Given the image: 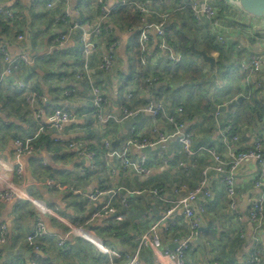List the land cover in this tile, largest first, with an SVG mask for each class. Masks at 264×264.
I'll use <instances>...</instances> for the list:
<instances>
[{
	"label": "crops",
	"instance_id": "obj_1",
	"mask_svg": "<svg viewBox=\"0 0 264 264\" xmlns=\"http://www.w3.org/2000/svg\"><path fill=\"white\" fill-rule=\"evenodd\" d=\"M120 1L52 0L54 6L48 8V0H0V8L16 10L13 19L0 16V77L3 76L0 80V193L12 190L18 195L0 206V227L5 226L7 230V241L0 245V264H30L34 257L27 237L38 221L45 223L47 235L41 238V250L36 258L41 255L45 264H110L111 261L126 264L135 255L134 238L149 230L168 209L176 207L172 218L177 225L173 232L166 233L162 226L159 227L162 255L147 249L139 257L140 264H162L161 260L171 264L170 260H165L168 259L165 253L178 247L172 248L173 244H178L172 242V236L183 240L191 235L177 201L199 185L205 169L209 170L207 178L211 190L201 223L206 231L199 234L198 230L195 234L186 264H246L256 250L260 251L264 264V219L258 229L248 217L250 206L246 211L240 209L245 194L250 195V202L264 194V189L255 187L258 165L249 162L238 171L240 205L238 211L232 212L222 175L215 173L209 153L188 154L178 137L160 142L163 134L172 135L175 131L165 115L154 121L148 113H143L130 128L127 123L133 117L122 120L123 106L142 112L148 100L155 98V101H163L166 113H174L178 107L185 108L186 130L193 135L192 149L195 151L200 147H214L225 153L227 146L249 148L257 138L264 140V66L252 81H248L241 70L243 60L226 53L233 44L246 51L244 60L263 53L264 20L244 12L234 0L226 4L223 0H213L220 9L219 20L232 27L228 31L227 45L221 46L223 61L230 66L240 65V74L225 82L227 89L224 85L223 92L210 97L215 106L226 105L240 96L252 106L258 103L256 109L244 108L240 103L238 109L234 108L227 116L226 113H213L212 109L209 113L204 111L199 90L194 95L184 90L194 83L189 65L202 64L197 62V57L185 59L175 49L182 54V61L173 66L168 52L159 49L160 38L155 31L148 43V65H142L137 42L144 22L139 13L133 15L134 11L120 8L102 21L108 28L106 32L100 36L90 34L100 23L103 9ZM153 6L159 13L167 12L186 19L189 31L197 34L193 33L202 47L210 43L220 46L212 42L214 34L208 24L196 25L189 9L177 11L182 6L181 1L153 0ZM155 19V16L147 18L149 22ZM239 19L248 20V23ZM236 26L241 29H235ZM63 34L67 39L63 43L55 42ZM19 35L23 36L22 40ZM241 36L244 39L236 42ZM87 42L94 44L90 54L84 52ZM112 47L114 68L106 72L100 69V63ZM221 53L215 50L211 56L217 62ZM24 54L29 62L22 61ZM205 64L202 65L205 73L209 72V66L215 68ZM141 73L143 77L139 76ZM151 76L157 77L158 83L147 92L144 80ZM92 85L98 87L104 97L105 120L101 123L93 120L88 126L90 122L81 115L94 107ZM128 92L133 94L130 100L125 98ZM32 93L38 95V107L43 110L39 120L27 100ZM55 108L75 112L79 117L64 124L62 129H56L50 121ZM228 124L234 126L238 142H233L229 136L224 138ZM40 125L45 126L46 132L35 141L34 153L19 157L16 139L32 137ZM135 137L161 144L151 153L131 149L132 156L145 154L152 160L148 175L127 172L119 160L105 156V141H110L111 147L118 150ZM58 139L63 142H57ZM70 142L83 143L94 150L95 166L92 167L93 162L76 149L69 148L66 143ZM19 168L21 173H18ZM156 188L162 192L149 193ZM118 189L144 193L131 198L129 210L122 205L123 195L129 196L128 193L113 198L114 206L122 212L121 221L115 220V216L89 221L91 214L108 203L113 191ZM98 190L104 194L97 201H91L89 196ZM73 225L81 229L72 233ZM212 235L214 240L210 241ZM198 237L201 243L196 242ZM63 238L67 241L66 249L59 246ZM5 245L9 246L8 250L3 248Z\"/></svg>",
	"mask_w": 264,
	"mask_h": 264
},
{
	"label": "built area",
	"instance_id": "obj_2",
	"mask_svg": "<svg viewBox=\"0 0 264 264\" xmlns=\"http://www.w3.org/2000/svg\"><path fill=\"white\" fill-rule=\"evenodd\" d=\"M48 8H53L54 4L52 0H48ZM126 7L128 9H133L137 13L140 14V19L144 22L140 28L139 33V44L141 51V63L143 66L148 65V43L151 39L152 31L157 33L158 38H160L159 49L165 50L169 54V61L173 66H177L182 61V54L176 51L175 47L170 45L167 41L166 37V28L164 26V20L169 16L167 12L159 13L153 6V0H122L119 4L113 5L109 8L103 9V16L100 20V23L90 32V34H94L97 36L102 35L103 31L106 32L108 28L106 25H102V21L106 19L110 14L116 12L120 8ZM136 9V10H135ZM190 9L192 11L191 16L193 17L195 24L204 27L206 24L209 25V28L214 34L215 41L220 46H226L228 43L229 35L228 31L232 29L231 25H228L225 22L219 20L220 9L213 2V0H184L182 1V6L178 7L177 11ZM16 10L12 8H0V16H4L8 19H13L15 17ZM155 16V20L149 22L147 20L148 17ZM238 21L243 23H248V20L239 19ZM251 22V20H249ZM240 26H236L235 29H241ZM19 40L23 39L22 35L18 36ZM67 39L66 35H60L55 39V42L63 43ZM261 42V40L259 41ZM264 43V37L262 38V44ZM242 48L240 47V50ZM6 57L7 52L3 50ZM94 51V44L92 42H87L84 45V52L86 54H90ZM114 54L115 50L110 48L103 56L100 63V69L111 72L114 68ZM22 61L29 62V58L26 54L21 56ZM264 66V52L255 54L249 59L243 60L241 62V70L246 75L248 81H252V79L256 76L257 73ZM10 73L11 70H8ZM81 77L80 75H77ZM3 76L0 77V80ZM82 78V77H81ZM157 77L151 76L145 78L146 90L147 92L151 91L155 88L158 83ZM20 86H23L20 83ZM261 86V82L259 84ZM92 92L94 94V107L91 110L85 111L81 117L86 120V122H90L94 120V123H101L105 119H103L104 112V97L101 94V90L92 85ZM150 94V93H148ZM133 97L132 92H128L125 98L130 100ZM29 105L34 108V113L36 119H40L43 110L38 107L39 97L37 94L32 93L28 97ZM122 120H128L132 117H135L138 113H148L154 121H156L161 115H165L166 120L175 128V131L172 135L165 133L161 136L160 142H166L171 137H178L185 150L190 155H194L197 152H207L211 155L214 161V171L217 175H222L223 182L225 183L226 193L229 199V208L232 212H236L239 210L240 205V197L238 193V186L236 183V177L238 171L249 162L256 163L258 165V176L255 181L256 188L264 189V140L260 137L257 138L253 144L249 148H239L234 149L233 147L227 146L225 149V153L217 150L214 147H200L197 151L192 149L193 144V135L189 131L186 130V113L183 107H178L174 113H166L165 105L162 100L155 98H150L148 100L147 106L139 111H131L129 107H122ZM79 117L75 112L66 110L64 108H55L50 115V121L54 128L62 129L64 124L72 123ZM224 138L231 137L233 142H238L239 136L234 132V126L232 124H228L225 128ZM46 132V128L44 125H40L38 127L37 132L30 138L22 139L18 138L15 141L17 155L26 156L32 155L35 151V141L38 140L42 134ZM226 136V137H225ZM57 142H63L58 139ZM69 148L76 149L81 155L90 159L92 163V167L95 166V158L96 152L92 150L87 145H83V143L78 142H70L66 143ZM157 145H161L160 143L149 139V138H132L130 139L123 148L118 150L113 149L111 147L110 141H105V148L107 150L106 156L112 159H117L120 161L121 167L127 171L137 175H148L151 171L150 166L152 164V160L148 155H141L140 157H134L131 155V149L136 148L139 151L145 147L154 148ZM18 173H21L22 169H17ZM114 170V168H113ZM208 169L204 170V178L196 186L192 191H190L186 196L182 197L177 201V205L181 207L183 211V215L188 223V226L191 230V235L183 240H180L174 236H172V242L178 243V247L174 251H168L165 255L168 256L171 264H186L187 253L190 249V246L194 242V236L198 232L201 227L202 218L206 213V206L208 205L206 202V198L211 196V190L208 186ZM48 184L53 185V182H49ZM162 192V189L156 188L149 191L152 194H159ZM121 193H128L129 196L123 195L122 205L125 209L129 210L132 206L131 198L142 195L144 191L136 190V191H125L118 189L113 191V195L111 196L110 201L108 203L102 205L100 208L96 209L90 217L89 221H95L101 217L106 216H115V220L121 221L123 219V215L121 211L113 204V198ZM103 191L98 190L92 195L89 196L91 201H97L102 195ZM18 196L14 191L8 190L6 192L0 193V206L4 203L12 201ZM201 201V202H200ZM176 207H172L168 209L166 215L158 220L149 230L146 232L137 235L134 240L136 243V251L134 257L130 262L126 264H140V255L144 250H156L160 255V249L162 248V237L159 232V227L162 226L163 231L171 234L174 230V227L177 225V221L172 218L174 215ZM239 218L240 215L238 216ZM249 219L256 225V228H260L262 225V221L264 219V194L259 195L254 198L250 202V208L248 212ZM74 226V225H73ZM78 225L72 227V233H76L81 229V227H77ZM47 235V227L44 222L38 221L32 230L28 234L27 242L33 252V259L30 264H39L36 256L37 253L41 250V238ZM7 241V230L5 226L0 227V245H3ZM59 246L66 249L67 241L65 238L61 239L59 242ZM162 264H165L162 262ZM110 264H114L112 261ZM246 264H262V257L260 251L256 250L252 254V256L248 259Z\"/></svg>",
	"mask_w": 264,
	"mask_h": 264
},
{
	"label": "trees",
	"instance_id": "obj_3",
	"mask_svg": "<svg viewBox=\"0 0 264 264\" xmlns=\"http://www.w3.org/2000/svg\"><path fill=\"white\" fill-rule=\"evenodd\" d=\"M156 1V0H155ZM161 0H157V2H160ZM177 1H184V0H177ZM121 9H126V7H123ZM129 11L133 12L134 10L131 8ZM189 13L192 14V11L189 9ZM136 13H133V15ZM170 21L164 23V26L166 28V37L167 41L173 45L178 51H180L183 54V57L185 59H189L192 57H199L202 59V57L196 53H194L191 49V44L194 42L195 47L197 48V45H199V40L196 36H193L191 34V31H189V23L186 19H180L177 18L174 14L170 15ZM215 39L212 38V42H214ZM240 42V41H236ZM137 45L139 46V43L137 42ZM222 47L218 45H213L210 43L209 45H204L201 50H203L207 54H213L215 50L222 52L218 61L216 62L215 68H211L209 65V72H204L205 69L202 65L198 64H190L189 65V72L191 73V76L193 77L192 81L193 84H189L185 87L184 90H188L191 92V95L196 92V90L200 91V94H202L201 98L203 99V105L202 109L206 112H211V107L214 105L215 101H212L211 95L218 94L220 92H223L224 90V83L226 81L232 80L235 77L239 76L240 74V65L238 67L230 66L223 61L224 52L222 51ZM226 53H230L228 55L237 58H241L240 60H244L246 58V51L245 50H239L236 48L235 44L229 47V50ZM204 62V60L202 59ZM205 63V62H204ZM207 65V64H206ZM140 77L144 76V73H141L139 75ZM242 77V75H240ZM244 108H249L251 106V109H256L255 106H258V103H255L254 106L247 103V101H243L240 105ZM93 124V120L90 121L88 126H91ZM235 130V128H234ZM105 151V149L103 148ZM102 150L103 154L104 151ZM106 153V152H105ZM106 156V154H105ZM136 157V156H134ZM108 158V157H107ZM210 241L214 240L213 235L209 237ZM39 264H45L47 263L46 260L39 255L37 258Z\"/></svg>",
	"mask_w": 264,
	"mask_h": 264
},
{
	"label": "water",
	"instance_id": "obj_4",
	"mask_svg": "<svg viewBox=\"0 0 264 264\" xmlns=\"http://www.w3.org/2000/svg\"><path fill=\"white\" fill-rule=\"evenodd\" d=\"M236 1V3L240 6V8L246 12L247 14L255 17V18H259V19H263L264 20V0H234ZM191 49L194 53L200 55L202 57V59L206 62L209 63L212 67L215 66L216 63V59L214 57H212L211 55H208L207 53H205L202 50H199L195 47L194 42H192L191 44ZM245 99L244 96H240L237 97L236 99L232 100L231 102H229L226 105H222V106H212V112L213 113H226L227 116L231 115L232 110L237 107L240 103H242V101ZM143 117L142 113H138L135 117H133L128 123H127V127L130 128L134 123H136L137 121H139L141 118ZM157 147H160V145H158ZM153 148L151 147H145L142 149V152L144 153H151ZM250 195L249 194H245L243 196V201L240 205V209H242V211H246L247 208L250 206ZM202 231H206L205 228L201 227L199 229V234ZM197 243H201L200 237H198ZM178 246V244H173L172 248H176ZM4 249L8 250L9 246L5 245L3 247Z\"/></svg>",
	"mask_w": 264,
	"mask_h": 264
},
{
	"label": "rangeland",
	"instance_id": "obj_5",
	"mask_svg": "<svg viewBox=\"0 0 264 264\" xmlns=\"http://www.w3.org/2000/svg\"><path fill=\"white\" fill-rule=\"evenodd\" d=\"M228 1H230V0H223V3L224 4H226ZM236 3V2H235ZM136 10V9H135ZM137 11V10H136ZM136 11H134L133 13H136ZM138 12V11H137ZM170 19V14H169V16L168 17H166V19L164 20V23H166V22H168V21H170L169 20ZM192 30V29H191ZM193 33L194 34H196L195 32H193V31H191V34L193 35ZM194 36V35H193ZM196 36H197V34H196ZM244 38L241 36V40H240V42L243 40ZM240 46V45H239ZM238 46V49L240 50V47ZM201 47H202V45H197V48H199V49H201ZM223 48L225 47V46H222ZM241 50H243V49H241ZM240 50V51H241ZM208 55H210V54H208ZM213 56L214 57H216L217 56V54L216 53H214L213 54ZM197 62L199 63V64H202V65H206L203 61H202V59H200L199 57H197ZM184 62V61H183ZM146 84V83H145ZM224 85H225V87H226V89H227V85H226V83H224ZM185 109V108H184ZM235 109H238L237 107H235Z\"/></svg>",
	"mask_w": 264,
	"mask_h": 264
}]
</instances>
